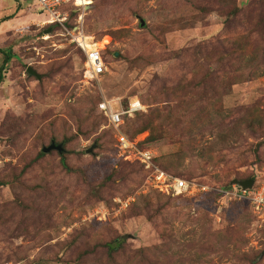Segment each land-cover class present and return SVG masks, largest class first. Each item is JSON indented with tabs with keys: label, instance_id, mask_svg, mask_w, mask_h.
I'll list each match as a JSON object with an SVG mask.
<instances>
[{
	"label": "rangeland",
	"instance_id": "1",
	"mask_svg": "<svg viewBox=\"0 0 264 264\" xmlns=\"http://www.w3.org/2000/svg\"><path fill=\"white\" fill-rule=\"evenodd\" d=\"M80 1L83 33L106 61L96 82L34 0H0V50L12 57L0 84V264H76L82 253L77 264H107L101 243L116 236L126 240L118 264L164 242L184 264L195 251L200 264H250L251 253L264 264V212L226 195L234 179L264 184V60L250 64L247 46L264 55V0ZM133 100L143 108L120 128L128 155L97 104ZM148 117L156 140L135 133ZM50 142L71 171L56 151L38 155ZM144 150L159 165L180 157L166 175L204 191L166 193L151 176L163 170L135 156Z\"/></svg>",
	"mask_w": 264,
	"mask_h": 264
},
{
	"label": "built area",
	"instance_id": "2",
	"mask_svg": "<svg viewBox=\"0 0 264 264\" xmlns=\"http://www.w3.org/2000/svg\"><path fill=\"white\" fill-rule=\"evenodd\" d=\"M38 9L41 13H46L48 18L43 22L45 25L58 24L62 27L64 33L70 37L71 43L75 44L77 48L81 50L85 57L83 62L82 77L88 82H96L105 73L106 64L102 58L101 51L96 47L94 43L88 36L84 35L82 30L83 16L85 15V8L89 1L81 4L80 0H34ZM71 4L75 7L74 12H78L76 19V27L71 30L66 29L63 26L64 21L67 18L68 13L63 15L61 9L64 6ZM114 101H103L97 105V111L104 117L106 125L108 128H112L116 134V144L117 148L122 152V154H131V151L135 150L132 142L120 131V128L124 122L125 118H133L137 112L142 111V105L138 100L130 102L127 108L117 104V107L113 106ZM135 156L145 165L146 168L152 166V153L150 151H136ZM128 158V157H126ZM153 175H159V178H164L167 182L165 186L166 193H171L172 195H183L191 194L197 190L204 191L205 188L196 185L195 183H189L182 179L172 178L166 174L155 170ZM200 188V189H199ZM236 189V190H233ZM230 192H227L230 198L247 200L258 213L264 212V184L258 188H252L248 191H242L241 189L233 188ZM129 200L114 199V202L118 205L119 209H125L129 205Z\"/></svg>",
	"mask_w": 264,
	"mask_h": 264
},
{
	"label": "trees",
	"instance_id": "3",
	"mask_svg": "<svg viewBox=\"0 0 264 264\" xmlns=\"http://www.w3.org/2000/svg\"><path fill=\"white\" fill-rule=\"evenodd\" d=\"M70 5L71 4H68L67 6H64L62 8V10H65V8H67V7H71ZM71 8L72 9L69 10L67 18H66V20L63 23V26L66 29H68V30H71V29L74 28V26L76 25L75 23H76L77 16L79 14L78 12H74L75 7H73V5H72ZM84 18H85V15L83 16V19ZM71 21H73V22L71 23ZM51 25H53V24H51ZM55 25H58V24H55ZM247 42H248V40L246 41V43ZM247 46L250 47V49H248V51L250 53V60H251L250 64L260 61V60H258L259 57H263V60H264V55L263 54H261V55L258 54V49L254 48L253 44L247 43ZM77 49H79V48H77ZM80 52H81V50H80ZM0 53L3 55V61H2V64L0 66V84H1L4 81V70L6 69L7 64L10 62L12 57H11L10 52H8V51L0 50ZM102 58L104 60V63L106 64V61H105V58H104L103 54H102ZM84 61H85V57L83 55V62ZM127 106H128L127 104H124L123 107L127 108ZM138 113L139 112H137L134 115V117ZM133 118H130V119L125 118L121 127H123L127 122H129ZM144 131H149L150 132V136H151L150 139H153V140L157 139V138H154V134H157L159 131L158 132L155 131L154 118H152V117L146 118L144 120V122H142V124L135 130V133L139 134V133H142ZM124 135L126 136V134H124ZM158 138H160V136ZM128 139L131 140L130 138H128ZM55 144L57 145V144H62V143H55ZM62 146H63V144H62ZM65 151H66V149L63 146V153L62 154H59L58 152L57 153L61 157V162L63 164L64 169L69 172V171H71V169L65 164V158H64ZM43 154H45V153L40 152L38 155L39 156H43ZM172 158H175V155H173ZM179 160H180V157H178V158H176L174 160L173 159H168V160H164V162L161 165H159L158 161H157V158H156V159H153V164L156 167L159 166L163 170V171L162 170L161 171L162 172L165 171L164 173L167 174L166 172H170L172 170L174 171L178 167V164H179L178 161ZM191 175H193V173H191ZM155 212H157V210ZM152 217L153 216H151V219H152ZM226 231H228V230H226ZM215 235H216L217 238H222V239H226L227 238V235H225V233H223V231H221V232L218 231V233L215 234ZM218 241L220 242V240H218ZM227 241H229V238L227 239ZM125 245H126V240H125L124 236H120V237L116 236L112 240H108V241L102 242L101 243V247L104 249L106 263L107 264H118V263H116L117 259L119 258L118 255H119V253L121 251L125 250ZM200 248L204 251V250H207V249L211 248V245H210L209 242L206 241L200 246ZM90 251H94V249H91ZM170 251H171L170 250V245L166 244L165 242L162 243L159 246H153V247H148V248H139V249L135 250L134 252H131V256L126 255L125 262L123 264H131V263L132 264H184L185 260L180 254L181 251H179V254L177 256L175 255V253L174 254L173 253L170 254ZM88 254L89 253L84 252V255H88ZM81 255H83V253ZM81 255L77 256L76 261H75L76 264L79 263V261L81 259ZM172 256H174V257H172ZM204 256L206 257L204 252L195 251L193 253V257H190L189 259L187 258L188 259L187 264H194V263H197V264L199 263L200 264V263H203L202 262L203 261L202 257H204ZM255 257L256 256H252V253L248 254V255H245V261L249 260L250 264H254L253 262L256 260Z\"/></svg>",
	"mask_w": 264,
	"mask_h": 264
},
{
	"label": "water",
	"instance_id": "4",
	"mask_svg": "<svg viewBox=\"0 0 264 264\" xmlns=\"http://www.w3.org/2000/svg\"><path fill=\"white\" fill-rule=\"evenodd\" d=\"M140 26H142V27L144 26V22L142 20H140ZM117 55H118L117 53H114V57H117ZM26 72H27L28 76H34L37 79L40 78V76L31 68H28ZM41 151H42V153H45V154H47L51 151H56L59 154H62L63 153V146H62V144L56 145L54 142H51L48 146L43 147ZM87 152L90 153L91 149L87 150ZM253 185H254V181L250 180V179H246V180L234 179L230 182V185L227 187V189H231L233 186H236L239 189H241L242 191H248V190L252 189ZM262 255H264V251L262 252Z\"/></svg>",
	"mask_w": 264,
	"mask_h": 264
},
{
	"label": "bare ground",
	"instance_id": "5",
	"mask_svg": "<svg viewBox=\"0 0 264 264\" xmlns=\"http://www.w3.org/2000/svg\"><path fill=\"white\" fill-rule=\"evenodd\" d=\"M134 101V100H133Z\"/></svg>",
	"mask_w": 264,
	"mask_h": 264
}]
</instances>
